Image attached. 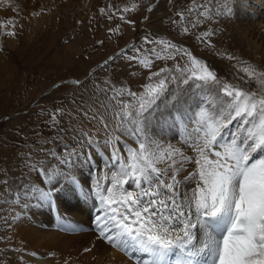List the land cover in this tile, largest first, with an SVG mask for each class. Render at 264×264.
<instances>
[{"label":"snow or ice","instance_id":"snow-or-ice-1","mask_svg":"<svg viewBox=\"0 0 264 264\" xmlns=\"http://www.w3.org/2000/svg\"><path fill=\"white\" fill-rule=\"evenodd\" d=\"M238 4L192 0L172 23L188 21L196 28L230 20ZM140 8L131 0L122 9H110L111 14L100 11L109 21L119 19L134 28L136 21L127 14ZM109 32L118 35L120 28ZM183 32L190 29L185 26ZM3 35L15 37L16 32ZM215 35L209 29L196 39L214 48ZM142 39L143 45L154 47L132 44L100 65L106 71L117 60L135 62L149 73L141 91L117 88L110 80L96 83L95 72L84 81L54 85L71 86L73 93L68 104L61 100L52 110H41L56 138L65 142L63 155L48 150L45 158L55 163L25 164L35 174L22 189L25 198L56 210L61 193L70 191L85 200L91 196L97 239L134 264H264V68L237 61L243 75L237 76L239 83H229L172 41L149 35ZM158 60L165 66L153 71ZM193 88L196 99L190 104L187 93ZM172 129L177 131L175 142L165 141L161 134ZM101 150L106 151V170L98 171L92 182L82 181V169L88 167L91 174L94 161L103 159Z\"/></svg>","mask_w":264,"mask_h":264},{"label":"rangeland","instance_id":"rangeland-1","mask_svg":"<svg viewBox=\"0 0 264 264\" xmlns=\"http://www.w3.org/2000/svg\"><path fill=\"white\" fill-rule=\"evenodd\" d=\"M130 2L131 0H5V3L0 4V24L6 25V28H0V264H31L26 255L39 254L37 251L32 252L19 246L15 248L12 245L15 215L17 210L23 208L27 211L34 210L36 215L33 216L35 215L34 218L38 221H41L42 214H39L41 211L46 209L50 213L46 216L48 223L44 224L43 228L49 230L53 237L55 234L66 237L62 240L61 246L69 250L71 248L66 257L67 264H96L104 250L98 243L101 240L90 234L96 231L94 223L96 214L91 218L88 215L90 213L86 214L90 229L88 232L80 222L74 221L73 218L71 221V217L81 215L78 211L79 201L84 202V199L79 195L74 197L71 194L70 198H66L61 202L62 205L58 206L59 210L68 209L64 211L66 215L69 214L68 221L76 222L69 229L63 218L58 215V209L54 210L47 204L41 205L37 202H33L36 205H31L32 202L25 198L22 190L30 184L35 175L29 173L25 164L37 161L44 164L55 163L50 158H45V152L52 150L60 153L64 147L65 142L56 138V131L48 127L50 121L41 110H52L61 100L68 104L73 93L71 86L55 88L54 85L71 78L84 81L90 70L131 41L135 42L137 48L154 47L143 45L142 38L145 35L155 38L153 35L156 32L161 34V31L168 33H165L167 37L164 40H170L181 49L192 52L214 69L222 80L229 83H239L237 76L243 75L237 72V61L251 63L242 50V53H239L236 48H231L233 42L222 37L223 29L219 24L225 20L223 18L219 23L200 26L205 28L204 31L208 28L207 30L216 32V35L211 37L215 47H206L202 43L199 45L201 50H196L198 47L193 40H197L196 34L203 29L192 28L188 21H185L183 26L172 23L173 20H179L178 16L173 18V15L185 11L191 6L192 0H136L141 4L140 10L134 14H127L136 21L134 28L122 24L119 19L109 21L107 16L101 14V9L111 14L110 9L111 11L122 9ZM199 2L201 0H197V3ZM148 7L154 11L148 12L146 10ZM120 14L117 12V16ZM192 16L190 19L194 20L195 13ZM145 17L148 19L145 20ZM9 21L14 23V28ZM145 26H148L145 30L148 33L143 30ZM185 26L190 29L188 34L183 32ZM117 27L120 28L118 35L109 32V29ZM149 28L153 32L152 35L149 34ZM4 31H15L16 36H5ZM223 40L229 44L226 45ZM128 54L135 55L132 51ZM227 55L237 59L230 61L226 58ZM184 62L180 60L182 65ZM172 64L173 61H167V66L171 67ZM164 66L165 62L158 60L152 70L156 71ZM229 68L233 69V72ZM93 72L96 83L110 80L117 88L126 86L139 92L142 85L148 83L149 73L135 62L126 60H117L109 65L106 71L98 67ZM92 83L93 81L88 82L89 88ZM62 84L67 85L68 82ZM44 93L46 94L43 95ZM67 124L68 120L65 118L64 126L67 127ZM44 140L51 142L45 144ZM67 143L71 147L73 143L71 137ZM101 154L103 159L98 157L94 161L91 174L88 167L82 169L80 176H86L84 181H94L98 171L100 172L102 167L105 169L106 151L101 150ZM29 156L32 157L31 160L27 159ZM81 180L83 181L82 178ZM84 186L88 189V183ZM66 195L68 193L64 196ZM59 200L60 198L57 203ZM78 233L89 235L76 244V239L80 236ZM71 239L76 242H68ZM101 243L105 244L103 241ZM85 248L92 250L85 252ZM49 255L46 254L48 257ZM51 256L55 258L54 255Z\"/></svg>","mask_w":264,"mask_h":264},{"label":"bare ground","instance_id":"bare-ground-1","mask_svg":"<svg viewBox=\"0 0 264 264\" xmlns=\"http://www.w3.org/2000/svg\"><path fill=\"white\" fill-rule=\"evenodd\" d=\"M174 16H176V14L173 15V18ZM195 19H196V15H195ZM206 24L207 23H204L203 25H206ZM219 26L221 27V29H223L222 37H225L226 39H228V41L233 42V44L231 45L233 47L231 48L233 49L236 48V51H239V53L240 52L242 53L243 51L244 55L246 56V59L250 60L252 64H255L259 67L264 68V0H239V4L236 8V15L230 20L229 19H225L224 21L222 20ZM198 28L199 27H196L195 29H198ZM200 28L203 29V31L197 34L195 33L197 36H199L201 33L204 32L205 28H202V27ZM157 33L159 34V32H156L154 36H157ZM165 33L168 34L166 31L164 32L161 31V34H165ZM170 36L171 35L169 34V38ZM193 41H195L196 47H198L197 49L195 47V49L201 50L200 46L202 45V43L195 39ZM212 43L214 44V40L212 41ZM224 43L226 45L229 44V42H226V41H224ZM207 51L208 49L205 52L207 53ZM230 70L231 72H233V69H230ZM196 93H197V89L195 91V88L191 89V91L187 93V98L190 104H192L195 101ZM176 134H177L176 129H172L170 131L165 130V133H162L161 135H164L165 141L171 140L175 142L174 137ZM129 143H131V141H129ZM103 170H106V169H103L102 167L100 174H102ZM85 177L86 176H80V178H82L83 181ZM67 193L68 195L66 196H64L66 193H61L57 197V200L60 198L59 202L57 203L58 206H61L62 205L61 202H63L66 198H70L71 194L74 195V197L77 196L76 194L70 191ZM31 205H36V204L32 202ZM29 207H32V206H29ZM67 210L68 209H65V208L62 210L58 209V215L63 218L62 220H64V223L68 225L67 228L69 229H71L74 223H76V222L71 223L72 218H73L74 221L80 222L81 226L83 225L85 230L87 231L89 229V226L87 225L88 220H87L86 214L90 213L88 214L90 218L91 216H93V214H96L95 202L91 196H89L87 200L84 199V202L79 201L78 211L81 214L80 216L71 217V221H68L67 217L69 216V214L66 215L64 212ZM33 214L36 215L34 210L27 211L25 208L21 210H17V214L16 215L14 214L16 217L14 219L15 221L13 222V224L15 225H13L14 227L12 229V236H13V237L11 236V238L13 239L12 245H14L15 248L19 246L21 248L23 247L25 249H28L32 252L37 251L39 253L38 255L43 256L41 257V256H38L37 254H36L37 256L36 255L34 256L26 255V257L28 258L31 264H63L65 263L67 254L71 251V248L69 250L67 248H64V246H61L62 240L66 239V237H63V236L61 237V235H58V234H55V236L53 237V234L50 235L49 230H47L46 228H43L44 227L43 225L48 223V221L46 220L47 219L46 216L50 215V213H48L46 209H44V211H41V213H39V214H42L40 217L41 221H38L37 219H35L34 218L35 215L33 216ZM92 232L90 234L93 235V237L97 236L96 231H94L95 234ZM84 233H80V234L78 233L80 236L76 239L77 242L74 239L68 240V242L75 241L76 244H79L82 239L86 238L87 235H89V234H84ZM101 242L102 241L100 242L98 241V243H100L103 246L104 250L102 249L103 252L102 254L100 253L101 254L100 260L98 258V260L96 261V264H134V261L132 259H129L128 257L124 256L121 252ZM46 254H50L49 257L46 256ZM51 255H54L55 258H53V256ZM85 257H87V255Z\"/></svg>","mask_w":264,"mask_h":264},{"label":"water","instance_id":"water-1","mask_svg":"<svg viewBox=\"0 0 264 264\" xmlns=\"http://www.w3.org/2000/svg\"><path fill=\"white\" fill-rule=\"evenodd\" d=\"M65 82H67V81H65Z\"/></svg>","mask_w":264,"mask_h":264}]
</instances>
